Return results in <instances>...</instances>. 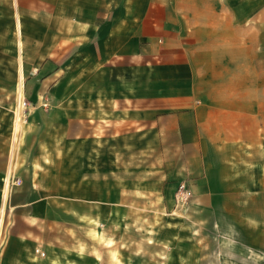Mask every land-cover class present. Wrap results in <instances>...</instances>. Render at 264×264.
I'll return each mask as SVG.
<instances>
[{
    "label": "rangeland",
    "instance_id": "rangeland-1",
    "mask_svg": "<svg viewBox=\"0 0 264 264\" xmlns=\"http://www.w3.org/2000/svg\"><path fill=\"white\" fill-rule=\"evenodd\" d=\"M71 1L0 0V264H233L229 227L180 200L186 181H151L177 166L163 142L88 97L87 43L70 38L90 11Z\"/></svg>",
    "mask_w": 264,
    "mask_h": 264
},
{
    "label": "crops",
    "instance_id": "crops-1",
    "mask_svg": "<svg viewBox=\"0 0 264 264\" xmlns=\"http://www.w3.org/2000/svg\"><path fill=\"white\" fill-rule=\"evenodd\" d=\"M71 4L90 11L70 38L87 43L88 97L102 91L109 116L118 105L120 131L134 124L136 136L163 142L177 166L151 181H186L192 203L229 227L233 264H264V0Z\"/></svg>",
    "mask_w": 264,
    "mask_h": 264
},
{
    "label": "built area",
    "instance_id": "built-area-1",
    "mask_svg": "<svg viewBox=\"0 0 264 264\" xmlns=\"http://www.w3.org/2000/svg\"><path fill=\"white\" fill-rule=\"evenodd\" d=\"M177 195L180 197V200H183L191 196V190H189L186 184L183 183L180 185L179 192Z\"/></svg>",
    "mask_w": 264,
    "mask_h": 264
},
{
    "label": "bare ground",
    "instance_id": "bare-ground-1",
    "mask_svg": "<svg viewBox=\"0 0 264 264\" xmlns=\"http://www.w3.org/2000/svg\"><path fill=\"white\" fill-rule=\"evenodd\" d=\"M20 97V96H19ZM8 187V186H7ZM1 213V212H0ZM2 215V214H1ZM1 221V220H0Z\"/></svg>",
    "mask_w": 264,
    "mask_h": 264
}]
</instances>
